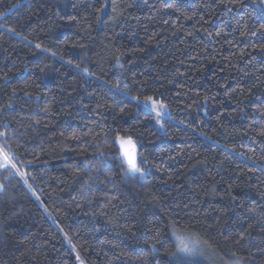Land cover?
<instances>
[{"label": "trees", "instance_id": "obj_1", "mask_svg": "<svg viewBox=\"0 0 264 264\" xmlns=\"http://www.w3.org/2000/svg\"><path fill=\"white\" fill-rule=\"evenodd\" d=\"M0 133V264H264V0H0Z\"/></svg>", "mask_w": 264, "mask_h": 264}, {"label": "snow or ice", "instance_id": "obj_2", "mask_svg": "<svg viewBox=\"0 0 264 264\" xmlns=\"http://www.w3.org/2000/svg\"><path fill=\"white\" fill-rule=\"evenodd\" d=\"M9 31H12V29H9ZM37 47H39V45H37ZM117 62L119 63L118 57H117ZM112 87H115L118 90L122 91V89H120L119 87V84L112 85ZM147 102L151 104L152 111H155L157 116H161L162 110L167 107L163 103H160L154 100L152 97H148ZM157 122L159 123V121ZM261 134L264 135V133H261ZM0 135H6V134L0 133ZM117 142L121 146V155L123 157L122 162L127 165L126 171L133 175L139 174V176L143 178L146 175V172H145V169L142 166H140V164H138L136 148H135V144L133 140L131 138H128L127 140H125L122 137H117ZM0 158L3 159V164H0V167L9 166V161L12 160V157L9 156L8 153L3 148H0ZM10 166L13 169H15L16 172L22 178L24 177L25 173L22 172L19 168H17L15 163H12ZM176 232L177 230L174 229V235L176 234ZM176 238L179 241V244L177 246L176 251L169 253L170 255L175 256L177 253H184L188 256H203L204 255V252L201 246L205 245L207 242L201 240L199 236L195 234L189 235L185 233L184 235H177ZM69 243L71 244L70 240H69ZM153 249L155 250V245H153ZM77 259H79V256H77ZM81 264H83V261H81ZM233 264H239V261L238 260L234 261Z\"/></svg>", "mask_w": 264, "mask_h": 264}, {"label": "rangeland", "instance_id": "obj_3", "mask_svg": "<svg viewBox=\"0 0 264 264\" xmlns=\"http://www.w3.org/2000/svg\"><path fill=\"white\" fill-rule=\"evenodd\" d=\"M141 105H142V108L147 112V113H149V114H151L152 116H153V118H154V121H155V123H156V125L158 126L163 120H165V119H167V117H168V114H167V110H166V108L165 109H163L162 110V115L161 116H157L156 115V112L155 111H152V106H151V104L149 103V102H147V100H145L144 102H142V103H140ZM157 121H159V123L157 122ZM9 164H10V161H9ZM122 169H124L123 167H122ZM185 233H181V232H176V234L174 235V233H173V240H174V243H175V246H176V249H177V246H178V244H179V241L177 240V238H176V236L177 235H184ZM188 234V233H187ZM202 247V246H201ZM176 249H175V251H176ZM202 250H203V252H204V255L203 256H188V255H186V254H184V253H177L176 254V256L177 257H182V258H184V257H186V258H189L191 261H193V260H196V261H201L202 263H205V264H208V263H211L212 262V264H221V262H213V260H210V258H208L207 256H206V253H205V250L203 249V247H202ZM239 261V264H253L250 260H248V259H234V258H232V259H229L228 260V262L226 263V264H233V262L234 261ZM223 264V263H222Z\"/></svg>", "mask_w": 264, "mask_h": 264}, {"label": "water", "instance_id": "obj_4", "mask_svg": "<svg viewBox=\"0 0 264 264\" xmlns=\"http://www.w3.org/2000/svg\"><path fill=\"white\" fill-rule=\"evenodd\" d=\"M117 147L119 149V152H120V155H121V146L120 144L117 142ZM135 148H136V153H137V161H138V147L135 145ZM121 158L123 159L122 155H121ZM127 166V165H126Z\"/></svg>", "mask_w": 264, "mask_h": 264}]
</instances>
